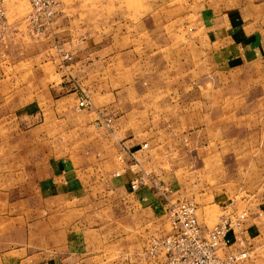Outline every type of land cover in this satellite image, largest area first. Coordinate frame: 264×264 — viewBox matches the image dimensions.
<instances>
[{"label":"crops","instance_id":"0c3cea01","mask_svg":"<svg viewBox=\"0 0 264 264\" xmlns=\"http://www.w3.org/2000/svg\"><path fill=\"white\" fill-rule=\"evenodd\" d=\"M226 1L193 0L191 3L195 9L191 13L194 17L185 23L184 34L180 35L183 41L168 52L169 58L173 59L176 55L183 59L179 60L183 63L173 67L185 73V79L180 80L177 86L181 88L184 85L183 99H179L183 104L182 108L178 107L179 112L176 109L175 112L170 111L167 119L146 122L143 119L138 134L122 131L118 139L113 138L112 131L93 125L94 116L91 114L96 112L98 105L91 98L88 97V107L75 108L77 96L82 90L75 87L70 76H78L80 60L87 59L88 75L98 87L101 85L98 80L101 74L114 71L111 66L113 61L120 58V66H123V49L112 47L110 42L97 46L98 40L90 35L81 44V40L78 41L73 51L70 50L68 61L59 63L54 53L39 67H30L31 78L24 80L11 78L14 76L11 73L19 71V65L2 64L9 59L16 37L0 44V159L2 151H8L11 167L24 170L23 178L16 175L10 180L11 184L23 186V190L11 191L8 195L0 192V208H5L10 215L26 217V223L17 226L16 230L23 231L25 246L36 242L35 246L60 249V264H110L119 251L139 248L144 240L136 245L130 243L126 235L129 227L139 229L138 225L144 221L142 215L145 208L123 207L122 203L119 209L105 207L102 211L96 208L103 203L99 202L101 199L96 192H91L95 188V178L92 180V177L97 170L101 172L103 169L104 176H108L109 172L114 175L113 172L118 170L119 174L115 176H119L120 183L128 190L130 172L125 170L124 164L130 159L142 164V150L145 151L148 145L153 150L158 146V150L162 151L163 146L169 143L172 150V137L178 143L184 140V145H187L189 140L183 131L194 124L202 130L201 135H210L213 124L210 126V123L201 121H223L225 113L222 107L228 95L226 87L228 84L232 88L242 86L243 79L235 74L243 72L245 67L250 73L244 85L254 89L250 90L249 98L259 99L264 107V3L248 1L228 5ZM149 16L144 18V22L151 25L145 27L143 33L159 36L161 23L155 15ZM64 35L72 34L64 32ZM174 35H178L176 31ZM65 39V36L60 38L64 40L60 45L68 50ZM81 55L82 59L76 58ZM176 57L173 61L177 63ZM231 72L234 77L226 79V74ZM142 84L145 85L137 93L142 99L138 110L146 114L155 112L156 105L161 103L156 97L160 85L149 80L142 81ZM168 87L169 90L174 88L171 84ZM241 92L231 94L233 98L241 99ZM208 101L215 103L220 111L217 109L213 115H199L194 111V104L206 105ZM258 114L254 115H264ZM223 127V122L216 126L218 146L221 138L218 136L221 134L219 129L223 131ZM167 136L169 139L163 140ZM142 142H146V147H140ZM195 148L191 149L201 147ZM118 153L123 157L122 162L116 159ZM57 168L60 169V184L58 180L50 185V169ZM148 188L140 186L129 193L120 191L116 194L119 195L117 198L111 193L105 201H108V206L115 202L117 205L120 200L144 205V200L156 199L155 193L144 192ZM250 209L264 212L261 206H251ZM1 212L0 215L3 214ZM100 212L105 213L104 221L95 219ZM31 216L41 218H28ZM197 218L203 227H209L202 217L197 215ZM10 227L0 226V247L8 249L0 253L2 264H15L17 261V257L8 255L15 246L3 234L13 231ZM118 232L121 235L117 237ZM248 235L251 245L246 264H264V256L260 255L264 252V218H252Z\"/></svg>","mask_w":264,"mask_h":264},{"label":"rangeland","instance_id":"374dc122","mask_svg":"<svg viewBox=\"0 0 264 264\" xmlns=\"http://www.w3.org/2000/svg\"><path fill=\"white\" fill-rule=\"evenodd\" d=\"M192 1L61 0V4L55 8V41L59 45L62 41L60 38L65 36L68 51H73L79 43L78 41L81 40V44L84 39L94 35L98 40L97 46L101 47L104 46V43L110 42L112 47L124 50L123 57L119 56L123 58V66H120V58H117L116 62L113 61L111 66L113 65L114 71L101 74L102 76L98 78L101 85L98 87L92 83L93 79L88 75L87 59L80 60L78 76L69 75L70 80H74L75 87L86 93L91 101L98 105L96 112L91 114L94 116L92 119L94 126H102L107 131H112L113 138L118 139L122 136V131L138 134L143 119L145 122L154 121L157 118L167 119L170 111L177 110L176 112H179L178 107L182 108L183 104L179 99H183L184 85L181 88L177 86L181 82L180 80L185 79V73L180 71L181 69L174 70L173 67L174 64L183 63L179 61L183 59L174 55L173 59L177 58L176 63L172 57L169 58L168 52L178 47V42L183 41L181 34H184L185 23L192 21L194 17L191 13L195 9ZM248 1L264 3V0H228L226 4L235 5ZM3 4L7 21L15 26L17 32L15 34L16 41L11 45L10 57L2 64L19 65V71L11 73L14 75L11 78L30 79V67H39L48 56L54 54L50 47L52 41L47 37H35L28 33L23 19V15L28 9L26 0H3ZM150 14L158 17L161 23L159 36L143 33V29L151 25L149 22H144V18L150 17ZM174 31L178 35H174ZM64 32H70L72 35L66 36ZM76 58L82 59L83 57L81 55ZM121 67L123 68L121 69ZM249 73L248 67H245L243 72L235 74L244 81L241 87L232 88L231 84L226 87L228 95L222 107L225 113L223 121L222 119H203L204 121H201L210 123V126L213 124L214 128L211 129L210 135L207 137L201 135L202 130L194 124L191 128L183 131V133H187L186 137L189 140L187 145H184L183 139L182 143H178L172 137V141L174 140L172 150L168 142L163 146L162 151L158 150V146L156 150H153L149 145L145 151L142 150L144 157L141 162L143 165L138 163L134 169H137L136 171L139 173L143 171L144 178H146L145 186L149 187L147 189L149 191L144 190V192L156 194L155 188L151 184L152 180L162 181L168 186V189H171L170 193L173 196L190 197L195 202L197 215L202 217L207 225H211L217 215L226 208L264 207V115L261 114L258 117V113H264V107L259 99L249 98V94L252 93L250 90H254L244 85L249 78ZM34 74H38V72ZM233 77V72L226 74V79ZM52 78L55 79L54 76ZM148 80L160 85L156 97L161 103L156 105L155 112L150 111L146 114L138 110L142 99L138 97L137 93L145 85L142 84V81L147 82ZM169 84L174 88L171 87L169 90ZM234 91L236 93L242 91L241 99L233 98L231 93ZM100 103L105 105H100ZM102 106L105 108L100 110L99 108ZM217 109L216 104L211 101H208L206 105L194 104V111L199 115L200 113L213 115L218 110L220 111ZM105 117L111 118L110 126L103 123ZM222 122L224 127L223 131L219 129L221 134L218 136L221 138L218 146L216 126L221 125ZM166 138L169 139L167 136L163 140ZM194 144L201 148L195 150ZM192 147L195 149H191ZM9 154L8 151H2L0 159V192H4V195L12 193L11 191L23 190L21 189L23 186L20 184L10 183L12 177L14 178L16 175L23 178L24 170L21 167L20 169L11 167ZM50 172H52L49 175L50 185L58 180L60 184V169H50ZM14 173L16 174L14 175ZM118 177L111 175L110 172L108 176H104L103 169L101 172L97 170L94 174L92 180L95 178V188H92L91 192H96L101 199L99 202H103L96 208L104 211L111 207L119 209L122 208V205L123 207L128 206V208L144 207L145 214H141L144 221L138 225L139 229L129 227L126 235L130 243L140 245L141 241L152 233V228L155 225L163 224V199L156 194V199L144 200V205L133 204L132 200L124 202L120 200L117 205L115 202L108 206V201H105L106 196L114 193L113 197L117 198L119 196H116L117 192L129 193L131 191L120 183L121 179ZM121 203L122 205H120ZM39 207L41 208V206ZM0 212L3 213L0 215V226L10 225L13 230L3 234L6 236L5 239H11L10 243L15 246L8 253L12 258L17 257L15 264H60V249L44 245L35 246L36 242L28 246L23 244L24 233L16 230L17 226H23L26 223L24 215H10L7 210L5 211V208H0ZM97 214L99 216H96L95 219L104 221L105 213ZM28 218L39 220L41 216ZM120 235L118 232L117 237ZM7 250L0 247V253ZM260 255L264 256V252ZM0 264L2 263L0 262Z\"/></svg>","mask_w":264,"mask_h":264},{"label":"built area","instance_id":"2783aa9c","mask_svg":"<svg viewBox=\"0 0 264 264\" xmlns=\"http://www.w3.org/2000/svg\"><path fill=\"white\" fill-rule=\"evenodd\" d=\"M26 1L28 9L23 19L28 33L50 39V47L59 61H68L70 51L55 41V8L61 4V0ZM16 32L15 26L7 21L3 0H0V44L13 38ZM89 105L88 96L81 92L75 108L82 109ZM103 120L106 126H110V117ZM140 147H146V142H142ZM116 159L123 161L121 153L116 155ZM136 164L138 162L133 159L124 164L130 172V190L146 184L143 171L139 173L134 169ZM113 174L118 175L119 171ZM151 184L163 199V224L155 225L139 248L119 251L110 264H246L251 245L249 222L255 216L264 218V212L251 210L250 207H230L223 209L209 227H203L197 218L195 202L190 197L173 196L171 189L162 181L152 180Z\"/></svg>","mask_w":264,"mask_h":264}]
</instances>
